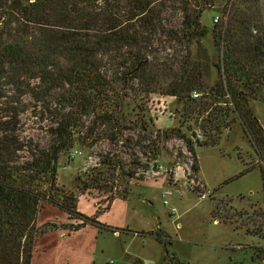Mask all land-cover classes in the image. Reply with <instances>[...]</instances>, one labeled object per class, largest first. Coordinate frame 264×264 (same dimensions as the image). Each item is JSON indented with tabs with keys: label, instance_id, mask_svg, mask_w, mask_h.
<instances>
[{
	"label": "trees",
	"instance_id": "1",
	"mask_svg": "<svg viewBox=\"0 0 264 264\" xmlns=\"http://www.w3.org/2000/svg\"><path fill=\"white\" fill-rule=\"evenodd\" d=\"M220 1L0 0V264H32L36 238L84 226L38 218L47 204L83 216L75 194L58 183L59 159L95 144L97 121L111 142L128 140L119 92H159L183 102L185 118L203 116L206 140L193 142L181 128L164 131L184 139L195 159L196 145L219 143L220 130L237 121L262 153L264 128L250 102L264 97V3L226 0V17L211 29L216 51L210 53L202 18ZM176 4L181 26L164 24L163 15ZM163 41H177V55L163 54L169 46L154 49ZM24 115L42 123L48 145L18 127ZM102 162L122 167L118 159Z\"/></svg>",
	"mask_w": 264,
	"mask_h": 264
},
{
	"label": "rangeland",
	"instance_id": "2",
	"mask_svg": "<svg viewBox=\"0 0 264 264\" xmlns=\"http://www.w3.org/2000/svg\"><path fill=\"white\" fill-rule=\"evenodd\" d=\"M226 11V0H221L203 14L210 53L216 51L211 31L218 23L215 16L220 22ZM163 18L164 24L181 26L179 4ZM171 44L157 42L154 49L169 46L163 54L173 58L180 46ZM215 78L213 68L211 80ZM119 94L124 96L128 140L111 142L97 121L93 128L99 140L76 146L59 159L58 183L75 194L83 216L72 218L47 204L38 218L61 227L84 226L36 238L32 264H264V149L261 153L244 134L241 122L221 129L219 143L196 145L195 159L184 139L166 137L164 131L181 128L193 142L206 140L203 116L185 118L184 103L159 92ZM250 106L264 128V97L251 99ZM101 107L100 114L105 105ZM40 126L24 115L18 127L48 145L50 135ZM110 159H118L122 167L102 162ZM123 194L126 198L118 197Z\"/></svg>",
	"mask_w": 264,
	"mask_h": 264
},
{
	"label": "built area",
	"instance_id": "3",
	"mask_svg": "<svg viewBox=\"0 0 264 264\" xmlns=\"http://www.w3.org/2000/svg\"><path fill=\"white\" fill-rule=\"evenodd\" d=\"M219 19H220V16H219V15H216L214 20H215L216 22H219ZM192 95H193V97H196V96L198 95V93H193ZM199 136H200V135H199ZM201 196H202V197H206L205 193H203ZM166 202H167V201H166ZM148 264H151V263H148Z\"/></svg>",
	"mask_w": 264,
	"mask_h": 264
}]
</instances>
